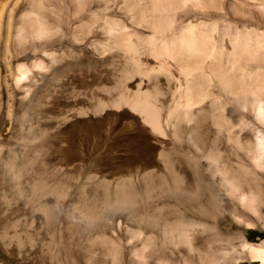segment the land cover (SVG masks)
Listing matches in <instances>:
<instances>
[{
  "label": "bare ground",
  "instance_id": "1",
  "mask_svg": "<svg viewBox=\"0 0 264 264\" xmlns=\"http://www.w3.org/2000/svg\"><path fill=\"white\" fill-rule=\"evenodd\" d=\"M262 19L264 0H0L6 78L22 103L50 107L18 119L61 123L58 154L98 165L46 172L39 158L50 131L34 129L2 168L30 183L45 224L62 204L86 212L79 228L96 231L88 240L104 251L100 264H264V241L240 240L237 250L225 237L224 200L211 195L224 192L259 217L252 174L264 173ZM15 227L0 233L9 250Z\"/></svg>",
  "mask_w": 264,
  "mask_h": 264
},
{
  "label": "rangeland",
  "instance_id": "2",
  "mask_svg": "<svg viewBox=\"0 0 264 264\" xmlns=\"http://www.w3.org/2000/svg\"><path fill=\"white\" fill-rule=\"evenodd\" d=\"M235 1L238 4H240L243 0H238V1L235 0ZM55 9L62 10L63 6L59 3L58 5L55 6ZM4 16L6 17V13L5 15H3V17ZM263 21H264L263 19L261 21L258 20L257 24L263 25L264 24ZM64 32H67L66 28ZM3 57H4V47L1 44L0 45V158H1L0 160V233L3 228L7 227L8 229L9 228L11 229L16 226L15 228H17V234L19 238H17L18 242L16 244L17 245L16 248L9 250V248L4 244L0 236V264H66L68 262L67 261L68 259L65 258L66 255L70 256L69 263L67 264H100L101 258L102 256H104L103 255L104 251L98 249L92 241L88 240L89 238L95 236L96 231L94 232L92 228L86 227L85 232L83 231V233H81L79 228L80 218H84L85 220L86 219L90 220L87 218L86 212H84L82 209L78 207H67L66 204H62L64 206L60 205V208L59 207H57L58 209L56 208L57 209L56 214L58 213V215H55V217H53L55 221L52 220L53 222L51 221V223H49L48 225L45 224V220L43 219L44 215L39 210H36L35 204L29 199L30 195L28 194L30 193H28L29 191H27L28 190L27 188L30 187L29 185L30 183L28 184L27 182L25 183L23 182L24 183L23 184L22 182H18V181L17 182L11 181L15 176V174L13 175V173L11 172L14 171L8 169L6 173V170H4L1 166L2 163L1 161L4 155L8 152V150L17 154L18 151L20 152V150L22 149L21 145L24 143L27 134L31 130L41 129V130L50 131V134L48 135L49 137L44 141V147H43L44 149L40 153V158H39L40 163L43 164V166L42 165L41 166L45 169V171L47 169L46 172L51 173L56 171L59 174L60 173L63 174L64 172L69 171V169H72L75 172L88 173V171L89 172L94 171L98 167V165L96 164H91V161L90 162L87 161L86 164H84V162H82L77 158L66 160L63 156H61V154L60 155L58 154L60 147L57 146L56 143H58L60 138V136H58L57 134L60 133L61 123H29L28 122L29 120L27 118H25L22 121L18 119L21 118L23 113L27 114L28 117L35 115L37 112L38 113L36 115L38 116L47 115L49 114L50 107L45 104H42L41 106L33 107L21 102L24 95L21 92H14L12 90L13 82L10 78H6V67L4 66L3 63L4 61ZM30 59H31V55L28 56V60ZM63 65L65 64L58 66V68L61 69ZM66 72L67 70H63L64 75L67 74ZM6 79L8 80V83L12 87L10 92L7 90L5 85ZM66 81H67V77H65V82ZM88 83L87 85L91 89H94L92 83L90 84ZM52 85H53L52 82H49L47 84L46 89L48 88L49 90L53 91L52 87L54 86ZM56 87L57 88L54 89L55 95L53 98L57 99L62 97L60 95H62L64 88L60 85ZM32 94H36V93L33 92ZM56 109L54 110V112H56ZM18 146L20 147V149ZM27 146L33 147L32 144H28ZM79 161H81V164ZM230 161L232 163H235L237 162V158L234 157L233 155ZM77 163L79 166L77 165ZM252 178L255 181V185H256L255 190L259 191L258 193L261 195L263 199L261 205L258 207L259 217L253 215V213L246 212L243 209V206L241 204L242 202L240 203L237 200L229 199V197H227L224 194V192L220 193L219 191L216 190L211 193V195H213L217 199L216 201L217 204H220L219 202L220 198L218 197V195H221V200H224V206L222 207L220 212H221V217L226 222V225L224 226V228L227 229V233L225 234V237L235 238L234 246L237 248V250H240L242 246V242L240 243V240H246L248 243H260L261 241H264V239L255 237L252 234V232L264 234V173L262 171L261 172L256 171L252 174ZM80 180L73 181L72 185L68 187L69 188L68 194H72L75 192L76 187L84 181L83 176L80 178ZM14 184L19 185V187H17ZM67 214L68 216H73L72 218L73 222H71L72 224H70L69 219H67ZM67 227H70L72 230L66 232ZM50 233L54 235L53 236L54 238L50 248L51 249L50 253L45 256L43 253V245L48 239L49 235H51ZM68 235L72 236L73 238L70 241V243H66ZM62 245L63 246L66 245V247L69 249L64 247L65 249L63 250ZM238 264H261V262L260 261L252 262L250 259H246L243 261L240 260Z\"/></svg>",
  "mask_w": 264,
  "mask_h": 264
},
{
  "label": "trees",
  "instance_id": "3",
  "mask_svg": "<svg viewBox=\"0 0 264 264\" xmlns=\"http://www.w3.org/2000/svg\"><path fill=\"white\" fill-rule=\"evenodd\" d=\"M252 234L255 236V237H259L261 239H264V234H260V233H256V232H252Z\"/></svg>",
  "mask_w": 264,
  "mask_h": 264
}]
</instances>
